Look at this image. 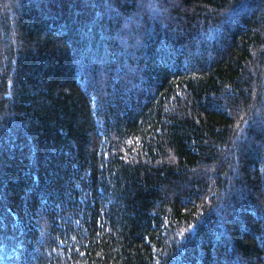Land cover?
Segmentation results:
<instances>
[{"label":"trees","instance_id":"obj_1","mask_svg":"<svg viewBox=\"0 0 264 264\" xmlns=\"http://www.w3.org/2000/svg\"><path fill=\"white\" fill-rule=\"evenodd\" d=\"M0 264H264V0H0Z\"/></svg>","mask_w":264,"mask_h":264}]
</instances>
